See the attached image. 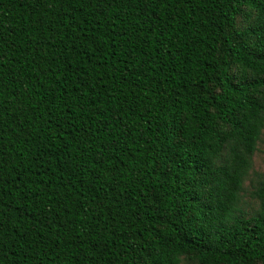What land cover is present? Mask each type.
<instances>
[{
  "label": "trees",
  "instance_id": "trees-1",
  "mask_svg": "<svg viewBox=\"0 0 264 264\" xmlns=\"http://www.w3.org/2000/svg\"><path fill=\"white\" fill-rule=\"evenodd\" d=\"M262 136L264 0H0V264H264Z\"/></svg>",
  "mask_w": 264,
  "mask_h": 264
},
{
  "label": "rangeland",
  "instance_id": "rangeland-1",
  "mask_svg": "<svg viewBox=\"0 0 264 264\" xmlns=\"http://www.w3.org/2000/svg\"><path fill=\"white\" fill-rule=\"evenodd\" d=\"M262 173H264V136L261 137V140L257 144L252 157L251 169L243 184L241 207L250 212L258 207V202L253 198L252 193L258 183L256 179L257 174Z\"/></svg>",
  "mask_w": 264,
  "mask_h": 264
},
{
  "label": "snow or ice",
  "instance_id": "snow-or-ice-1",
  "mask_svg": "<svg viewBox=\"0 0 264 264\" xmlns=\"http://www.w3.org/2000/svg\"><path fill=\"white\" fill-rule=\"evenodd\" d=\"M247 21H248V18H247L246 16L242 15V16L240 17V23H241L242 25L245 24ZM236 71H237V70L234 69V72H236Z\"/></svg>",
  "mask_w": 264,
  "mask_h": 264
},
{
  "label": "clouds",
  "instance_id": "clouds-1",
  "mask_svg": "<svg viewBox=\"0 0 264 264\" xmlns=\"http://www.w3.org/2000/svg\"><path fill=\"white\" fill-rule=\"evenodd\" d=\"M262 194H264V193H262Z\"/></svg>",
  "mask_w": 264,
  "mask_h": 264
}]
</instances>
